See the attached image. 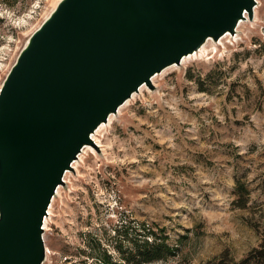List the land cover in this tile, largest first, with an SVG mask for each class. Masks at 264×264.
<instances>
[{
	"label": "rangeland",
	"instance_id": "rangeland-1",
	"mask_svg": "<svg viewBox=\"0 0 264 264\" xmlns=\"http://www.w3.org/2000/svg\"><path fill=\"white\" fill-rule=\"evenodd\" d=\"M59 1L0 0V86ZM222 36L92 132L48 205L40 264H133L145 235L170 252L143 264H235L264 247V0Z\"/></svg>",
	"mask_w": 264,
	"mask_h": 264
},
{
	"label": "water",
	"instance_id": "water-1",
	"mask_svg": "<svg viewBox=\"0 0 264 264\" xmlns=\"http://www.w3.org/2000/svg\"><path fill=\"white\" fill-rule=\"evenodd\" d=\"M254 0H60L0 86V264H40L62 176L109 114Z\"/></svg>",
	"mask_w": 264,
	"mask_h": 264
},
{
	"label": "trees",
	"instance_id": "trees-1",
	"mask_svg": "<svg viewBox=\"0 0 264 264\" xmlns=\"http://www.w3.org/2000/svg\"><path fill=\"white\" fill-rule=\"evenodd\" d=\"M132 244L134 245L130 251V256L132 257L133 264H143L153 260H158L170 252L163 241H158L155 237L150 239L148 235H145L139 243L134 242ZM263 257L264 247L252 250L243 259L235 264H249L251 260H260ZM106 258L107 255L103 252L101 257H96L95 260L89 264H112L109 263Z\"/></svg>",
	"mask_w": 264,
	"mask_h": 264
},
{
	"label": "bare ground",
	"instance_id": "bare-ground-1",
	"mask_svg": "<svg viewBox=\"0 0 264 264\" xmlns=\"http://www.w3.org/2000/svg\"><path fill=\"white\" fill-rule=\"evenodd\" d=\"M227 34H225L224 36H222V37H225ZM210 45H213V44H210ZM205 50H206V45L205 44H203V45H201L198 49H197V51H195V52H193L192 54H190V55H193V54H195V53H199V54H203V53H205ZM190 55H187V56H183L181 59H180V61L181 62H183L184 60H185V58L186 57H188V56H190ZM191 57V56H190ZM152 78H150V80H151ZM141 87L142 86H139L138 88L141 90ZM134 94H132V96H133ZM127 101H125V102H123L124 104L126 103ZM123 104V105H124ZM120 107V106H119ZM119 107L117 108V110L119 109ZM111 117H112V114H109L108 115V117H107V122L109 123L110 122V120H111ZM103 125L104 124H99L98 126H97V128L93 131L94 133H98L99 131H100V129L103 127ZM90 138H91V140L92 139H94V142H96V143H98V140L96 139V137L93 135V133L90 135ZM93 141V140H92ZM87 147L86 146H84L83 148H81V151H82V153H84L86 150ZM78 158L80 159V158H82V155L79 153L78 155ZM73 164H75L74 162H72L71 163V166H73ZM50 207V206H49ZM47 213H49V209H47ZM45 223H46V217H44V219H43V222H42V227H44L45 226Z\"/></svg>",
	"mask_w": 264,
	"mask_h": 264
}]
</instances>
